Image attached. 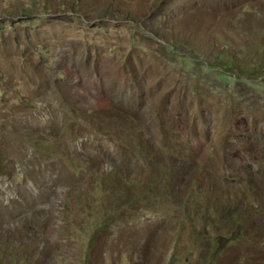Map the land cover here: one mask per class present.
I'll return each mask as SVG.
<instances>
[{
	"label": "rangeland",
	"instance_id": "374dc122",
	"mask_svg": "<svg viewBox=\"0 0 264 264\" xmlns=\"http://www.w3.org/2000/svg\"><path fill=\"white\" fill-rule=\"evenodd\" d=\"M0 264H264V0H0Z\"/></svg>",
	"mask_w": 264,
	"mask_h": 264
}]
</instances>
